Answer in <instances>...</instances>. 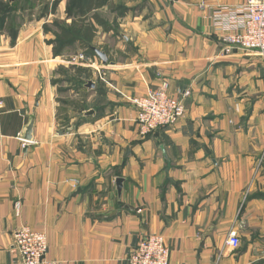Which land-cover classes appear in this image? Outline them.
Instances as JSON below:
<instances>
[{
	"label": "crops",
	"instance_id": "1",
	"mask_svg": "<svg viewBox=\"0 0 264 264\" xmlns=\"http://www.w3.org/2000/svg\"><path fill=\"white\" fill-rule=\"evenodd\" d=\"M203 1L245 0H103L86 17L108 30L54 56L72 3L0 0V264L21 225L59 264H126L150 233L169 264H264V57L227 46ZM164 82L185 113L143 135L129 99Z\"/></svg>",
	"mask_w": 264,
	"mask_h": 264
},
{
	"label": "built area",
	"instance_id": "2",
	"mask_svg": "<svg viewBox=\"0 0 264 264\" xmlns=\"http://www.w3.org/2000/svg\"><path fill=\"white\" fill-rule=\"evenodd\" d=\"M199 8L207 11L206 18L213 31L218 33L229 47L254 50L264 57V0H245L236 5L215 4L204 1ZM80 59L84 56L79 55ZM183 91L179 96L167 93V84L148 89L142 96L129 99L136 108L139 131L145 135L153 130L171 125L185 113ZM226 243L238 247L240 240L235 230L228 232ZM10 250L16 264H59L47 257L48 240L43 231L21 225L11 235ZM126 264H169V248L161 234L143 236L125 257Z\"/></svg>",
	"mask_w": 264,
	"mask_h": 264
},
{
	"label": "trees",
	"instance_id": "3",
	"mask_svg": "<svg viewBox=\"0 0 264 264\" xmlns=\"http://www.w3.org/2000/svg\"><path fill=\"white\" fill-rule=\"evenodd\" d=\"M77 1V2H76ZM76 2V3H75ZM77 4V9L72 8ZM103 5V0H85V3L81 7L80 0L72 2L71 10L80 12V17L74 20L71 24L67 23H54L56 30L54 31L53 40V55H61L63 50L73 44L76 41H82L86 44L91 43L92 38L97 30L96 25L103 26L105 30H108L105 22L97 14L92 13L90 19L87 20V13H90L93 9H97ZM10 9L9 6L6 7ZM89 49H91L89 47Z\"/></svg>",
	"mask_w": 264,
	"mask_h": 264
},
{
	"label": "water",
	"instance_id": "4",
	"mask_svg": "<svg viewBox=\"0 0 264 264\" xmlns=\"http://www.w3.org/2000/svg\"><path fill=\"white\" fill-rule=\"evenodd\" d=\"M93 50H95V52L97 53V55L100 57V59H101L103 62L106 61V56H105V54H104L103 52H101V51H99V50H97V49H95V48H93ZM29 128H30V127H29ZM28 131H29V129H28ZM26 139H30V135H29V133H27V135H26Z\"/></svg>",
	"mask_w": 264,
	"mask_h": 264
},
{
	"label": "rangeland",
	"instance_id": "5",
	"mask_svg": "<svg viewBox=\"0 0 264 264\" xmlns=\"http://www.w3.org/2000/svg\"><path fill=\"white\" fill-rule=\"evenodd\" d=\"M74 1H75V0H69V2H71V3L74 2ZM76 2H77V1H76ZM76 2H75V3H76ZM80 3H81V0H80ZM76 7H78L77 4H75L72 8H76ZM55 28H56V27H55Z\"/></svg>",
	"mask_w": 264,
	"mask_h": 264
}]
</instances>
